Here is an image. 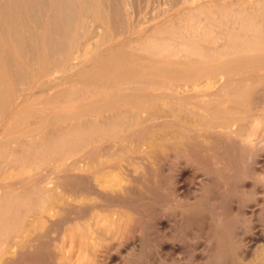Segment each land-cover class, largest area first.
<instances>
[{
	"label": "bare ground",
	"instance_id": "1",
	"mask_svg": "<svg viewBox=\"0 0 264 264\" xmlns=\"http://www.w3.org/2000/svg\"><path fill=\"white\" fill-rule=\"evenodd\" d=\"M207 1L196 12L186 9L185 16L177 14L186 22L167 17L169 22L161 26L157 22V27L143 34L139 31L140 36H133L137 32L132 31L129 37L111 34L107 40L101 34L95 35L96 43H82L74 33L75 39L68 41V30L60 31L59 26L67 25L75 8L83 11L84 0H0V120L6 124L12 119L15 129L0 136V264L14 262L46 221L56 218L77 196L115 197L129 179L123 174L133 176L139 169L159 173L170 167L169 159L177 152L197 158L195 143L189 145L186 138L205 141V136L217 139L219 134L230 149H236L239 141L245 154L264 145V128L260 129L253 107V90L264 85L259 80H264V0ZM211 18L220 24L211 23ZM193 19L198 24L187 23ZM19 50L26 58L15 57ZM52 55L53 62L59 59L55 67L47 66L48 80L37 86L36 76L30 78L26 93L27 88L24 93L22 87L6 89L7 84L18 82L27 86L30 72L26 68L31 69L34 62L37 72V58L45 63ZM31 59V66L26 67ZM85 65L89 68L80 73ZM76 75L81 80L71 81V88L58 89L50 96L63 106L65 101L84 102L76 103L72 111L62 112L58 107L59 112L38 116L37 101L33 108L25 106L39 90L60 88ZM93 97L98 99L92 101ZM42 166L50 170L42 171ZM4 177L14 180L5 183ZM77 180L88 188L74 189L71 185ZM27 182L33 187L22 186ZM110 219L109 226L114 218ZM78 252L83 259V251ZM258 259L264 263V250Z\"/></svg>",
	"mask_w": 264,
	"mask_h": 264
},
{
	"label": "rangeland",
	"instance_id": "2",
	"mask_svg": "<svg viewBox=\"0 0 264 264\" xmlns=\"http://www.w3.org/2000/svg\"><path fill=\"white\" fill-rule=\"evenodd\" d=\"M84 1L83 13L75 8L72 13L73 16L71 15L67 18V25L65 22L59 26V30L60 28L61 30L64 29L65 32L68 30L66 34L67 39H69L68 41H73L76 35L82 43L85 41L96 43L98 39L95 35L102 34L108 40V38L116 37L121 33L129 37L130 34L128 35V32L132 33V31L134 33L137 32L135 34L132 33L133 36H140L146 29L148 31L152 27H157L160 23L158 26L170 20L174 21L179 16L177 15L178 13L180 16H185V11L187 10L189 12H193V10L196 12L197 8L202 6L203 3L205 4L207 0ZM85 9L86 11H84ZM181 10H184V12L180 13L179 11ZM78 18L81 20H78ZM181 19L177 18L176 20H180L179 22L187 21ZM195 21L196 19H193L187 23H194ZM69 22H71L72 27ZM210 22L220 24V21L214 18H211ZM155 23L156 26L154 25ZM195 23L198 24V20ZM122 29L124 32H121L123 31ZM139 31L140 34L138 33ZM73 33L75 34L74 37ZM111 34L113 35L112 37L110 36ZM21 52L19 50L15 57H19L20 59L26 58L23 52L22 54ZM52 59L54 60V55L49 57L51 62L47 60L45 65L42 57H38L36 63L37 72L32 59L29 61V64L25 62L26 67L31 66L33 62L31 69L26 68L30 72L27 75L28 78H26L27 83L24 82L27 86L21 85V83L18 84V82L17 84H12L13 88L7 84L6 89H20L22 87L21 93H24L23 88H27V91L24 89L26 93L30 91L28 89L29 83L34 79V76L39 80L34 79V81H37V86L48 80L50 76L48 77L46 74L47 66L53 65L55 67L59 56L57 59L55 58L54 62ZM86 68L88 69L89 67L87 65L81 67L80 71L82 72L80 73L87 71ZM76 76L77 78H74ZM76 76L71 77L68 83H62L60 88L58 86L57 88L51 87L52 89L55 88L53 90L51 88L37 90L38 92L34 98L27 99L28 103L25 102V106L33 108L38 102L36 104L37 107H35V109L37 108L38 116L59 112L61 109L62 112L72 111L76 103L83 104L84 102L65 101L63 102V106L61 101L52 100L51 97L62 88V90L65 89L64 91L67 88H71V81L75 79H77L75 81L81 80L80 76ZM262 79L259 80L264 83ZM1 88H5V86H1ZM253 93V97H255L253 98V103L255 106H252L255 107L254 112L258 114L257 120L260 129H262L264 128V85L260 84L257 86L253 90ZM10 94L13 97L16 95L12 91H10ZM49 97L50 100H48ZM97 99L98 97H93L92 101ZM47 102L53 103V105ZM29 103L33 105L31 106ZM59 104L62 105L59 106ZM3 123L0 120V136L5 132L9 133L15 130L12 119L6 124ZM187 132L190 134L194 133L193 131ZM216 135L218 140L214 138L215 135L213 138L209 137V135L205 136V141H203L202 137H198V140L197 138L193 140L190 137V140L185 139V142L188 144L195 143L193 144L195 145L194 148L193 145L191 147L198 156L197 158L192 157L193 160L182 152H177L175 153L176 155L172 153V158L170 157L169 159L170 167L159 173L156 170L153 173V170L139 169L137 173H131L133 176L123 174L124 176L122 177L129 178V182L124 183V190L120 191L123 195L119 192V197L116 195L115 197L109 196L107 199L91 197L80 199L82 196H77L72 202L73 204L70 203L61 209L60 215L59 213L56 214V218L55 216H51L52 220L49 218L46 221L47 224L43 223L46 225L41 227V231L34 237L31 236V238L35 239H31L26 248H23L19 253V257L15 255L16 259L14 258L13 261L15 264L17 261L20 262L17 264H71L72 261L77 263L78 259L79 261L82 259L79 258L81 255L78 254V251H83L82 254L85 255L83 259L85 262H89V264H264L258 259V253L264 250V145L257 152L248 150L245 154L242 152L239 141L235 144L236 149H230L228 141L219 134ZM196 140L197 143L194 142ZM260 154L261 156H259ZM200 159H203V163L199 161ZM42 168V171L50 170L49 167L45 168L42 166ZM6 178L4 179L6 182L3 181L5 183H11L14 180L13 177L7 178L9 181ZM77 182L80 183L78 180ZM77 182H72L71 186L73 188L76 186L74 189L79 191L81 188H88L86 183L81 182L78 184ZM81 184L87 186L83 187ZM23 185L31 187L34 184L27 182L23 183ZM112 198H115V202ZM103 213H105L104 216L102 215ZM91 215H94L93 222ZM109 215L111 219L114 218L112 219L113 221H110V226ZM30 219H34V217L31 216ZM104 219H107V222ZM66 220L68 221L65 222ZM114 221L117 224L112 225V223H115ZM75 226H78V228L75 229ZM113 226H115L114 230L107 229ZM101 228L102 231H100ZM85 238L87 239L85 240ZM84 240L86 242L83 244ZM32 241L33 243H31ZM73 242L75 244L74 247L70 245H73ZM62 244L66 245V247ZM81 246L87 249L86 252ZM67 248L72 250V253L70 251L71 254L68 253ZM93 248L98 249V252L96 253V250ZM75 249L76 254L73 251ZM61 251L63 254H61ZM94 253L96 254L93 255ZM71 257H74V260ZM82 260L78 264H85ZM14 262L11 261L8 264H14Z\"/></svg>",
	"mask_w": 264,
	"mask_h": 264
}]
</instances>
